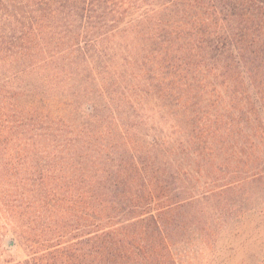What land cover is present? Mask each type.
I'll return each instance as SVG.
<instances>
[{
    "label": "trees",
    "instance_id": "obj_1",
    "mask_svg": "<svg viewBox=\"0 0 264 264\" xmlns=\"http://www.w3.org/2000/svg\"><path fill=\"white\" fill-rule=\"evenodd\" d=\"M0 211V264L264 252V0H0Z\"/></svg>",
    "mask_w": 264,
    "mask_h": 264
},
{
    "label": "rangeland",
    "instance_id": "obj_2",
    "mask_svg": "<svg viewBox=\"0 0 264 264\" xmlns=\"http://www.w3.org/2000/svg\"><path fill=\"white\" fill-rule=\"evenodd\" d=\"M15 241V247L9 241ZM18 235L15 230L5 224V218L0 211V262L16 258L15 251L22 255L23 250L18 246ZM264 252L255 247L241 248L235 251H208L185 253L180 264H264Z\"/></svg>",
    "mask_w": 264,
    "mask_h": 264
},
{
    "label": "water",
    "instance_id": "obj_3",
    "mask_svg": "<svg viewBox=\"0 0 264 264\" xmlns=\"http://www.w3.org/2000/svg\"><path fill=\"white\" fill-rule=\"evenodd\" d=\"M9 244H12V240L9 241Z\"/></svg>",
    "mask_w": 264,
    "mask_h": 264
}]
</instances>
